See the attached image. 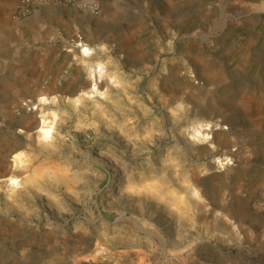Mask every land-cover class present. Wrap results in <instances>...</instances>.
Segmentation results:
<instances>
[{
  "label": "rangeland",
  "instance_id": "374dc122",
  "mask_svg": "<svg viewBox=\"0 0 264 264\" xmlns=\"http://www.w3.org/2000/svg\"><path fill=\"white\" fill-rule=\"evenodd\" d=\"M15 1L0 264H264V0H102L90 27Z\"/></svg>",
  "mask_w": 264,
  "mask_h": 264
},
{
  "label": "built area",
  "instance_id": "2783aa9c",
  "mask_svg": "<svg viewBox=\"0 0 264 264\" xmlns=\"http://www.w3.org/2000/svg\"><path fill=\"white\" fill-rule=\"evenodd\" d=\"M50 5H69L92 15H99L103 7L102 0H16L13 14L15 18L23 20ZM253 205L264 213V188L255 196Z\"/></svg>",
  "mask_w": 264,
  "mask_h": 264
},
{
  "label": "crops",
  "instance_id": "0c3cea01",
  "mask_svg": "<svg viewBox=\"0 0 264 264\" xmlns=\"http://www.w3.org/2000/svg\"><path fill=\"white\" fill-rule=\"evenodd\" d=\"M7 0H0V5H2ZM34 15L46 18L48 16H54L57 19L67 20L68 18L74 19L79 25L86 24L91 26L94 18L90 13L82 11L75 7L69 5H50L40 8ZM33 15V16H34ZM3 46V45H1Z\"/></svg>",
  "mask_w": 264,
  "mask_h": 264
},
{
  "label": "bare ground",
  "instance_id": "6f19581e",
  "mask_svg": "<svg viewBox=\"0 0 264 264\" xmlns=\"http://www.w3.org/2000/svg\"><path fill=\"white\" fill-rule=\"evenodd\" d=\"M88 47H84L82 50H83V53L85 54V53H87L88 51L86 50ZM99 67V66H98ZM100 69V67L98 68V70ZM45 135L47 134V132L45 131V133H44Z\"/></svg>",
  "mask_w": 264,
  "mask_h": 264
}]
</instances>
